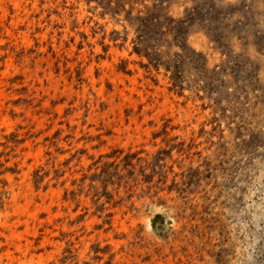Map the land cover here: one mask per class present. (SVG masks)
<instances>
[{
  "label": "rangeland",
  "instance_id": "1",
  "mask_svg": "<svg viewBox=\"0 0 264 264\" xmlns=\"http://www.w3.org/2000/svg\"><path fill=\"white\" fill-rule=\"evenodd\" d=\"M263 214L264 0H0V264H264Z\"/></svg>",
  "mask_w": 264,
  "mask_h": 264
},
{
  "label": "bare ground",
  "instance_id": "2",
  "mask_svg": "<svg viewBox=\"0 0 264 264\" xmlns=\"http://www.w3.org/2000/svg\"><path fill=\"white\" fill-rule=\"evenodd\" d=\"M18 2V1H17ZM23 6H24V4H23ZM22 7H20V9H21ZM28 12V11H27ZM24 18V17H23ZM28 20V19H27ZM90 71H92V70H90ZM262 217H263V219H264V214L262 215Z\"/></svg>",
  "mask_w": 264,
  "mask_h": 264
}]
</instances>
